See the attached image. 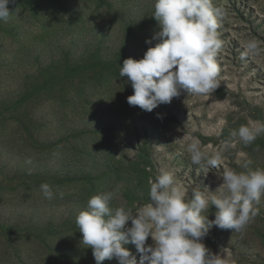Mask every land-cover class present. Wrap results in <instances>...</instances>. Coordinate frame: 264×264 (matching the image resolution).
I'll use <instances>...</instances> for the list:
<instances>
[{"label":"rangeland","instance_id":"1","mask_svg":"<svg viewBox=\"0 0 264 264\" xmlns=\"http://www.w3.org/2000/svg\"><path fill=\"white\" fill-rule=\"evenodd\" d=\"M154 4H9L10 19L0 21V264H96L81 244L77 215L108 191L117 193L110 207L135 212L150 202V181L162 167L174 171L187 198L193 189L215 193L225 168L264 169V134L247 146L230 136L264 122V0H212L224 12L218 88L206 96L181 90L170 104L146 112L128 104L134 90L119 70L160 42L152 39L161 30ZM249 42L257 53L242 58ZM193 139L207 154L222 153L208 174L191 162ZM45 182L57 198L43 197ZM254 208L256 217L241 232L212 227L201 241L213 254L226 248L224 264H264V196ZM215 211L210 206L202 215L214 220ZM124 247L139 264L135 246Z\"/></svg>","mask_w":264,"mask_h":264},{"label":"clouds","instance_id":"2","mask_svg":"<svg viewBox=\"0 0 264 264\" xmlns=\"http://www.w3.org/2000/svg\"><path fill=\"white\" fill-rule=\"evenodd\" d=\"M14 2L0 0V21L10 19L13 12L9 4ZM223 14L222 9L213 7L212 0H155L152 17L161 30L152 39L160 42L139 61L128 58L120 66L119 75L127 77L134 90L127 98L128 104L152 112L161 104H170L181 90L188 96L213 93L218 88L215 57L222 46L217 34L218 18ZM256 53L255 42H249L241 55L243 58ZM261 134L264 122L257 121L241 125L230 136L247 146ZM229 143L226 141V146ZM187 151L191 162L207 174L222 160L221 152L207 154L195 139L187 145ZM220 178L223 182L215 193L207 187L204 192L193 189L187 198L174 171L162 167L150 181V202L135 212L123 206L110 207L117 198L114 191L95 195L88 200L87 210L76 217L81 244L92 249L96 264L111 259L118 264H137L124 247L128 244L140 254L139 264H224L226 248L219 255L213 254L201 241L212 227L241 232L256 217L254 205L264 196V169L237 172L225 168ZM39 191L49 201L57 198L47 182L40 185ZM58 197L63 199L64 193H58ZM210 206L216 209L214 220L202 215ZM149 237L152 245L147 244Z\"/></svg>","mask_w":264,"mask_h":264}]
</instances>
